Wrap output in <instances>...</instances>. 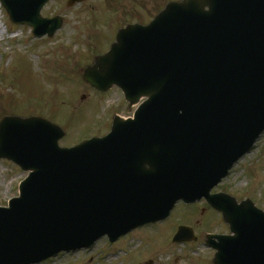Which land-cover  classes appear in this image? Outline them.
<instances>
[{"label":"water","instance_id":"water-1","mask_svg":"<svg viewBox=\"0 0 264 264\" xmlns=\"http://www.w3.org/2000/svg\"><path fill=\"white\" fill-rule=\"evenodd\" d=\"M10 20L52 36L49 0H0ZM83 0H68L72 6ZM82 78L145 100L134 118L70 148L38 117L0 121V159L28 172L0 207V264H36L61 251L110 241L202 197L233 233L217 236L214 264H264V211L210 190L264 131V0L171 2L147 25L118 31ZM180 227L174 241L183 240Z\"/></svg>","mask_w":264,"mask_h":264},{"label":"rangeland","instance_id":"rangeland-1","mask_svg":"<svg viewBox=\"0 0 264 264\" xmlns=\"http://www.w3.org/2000/svg\"><path fill=\"white\" fill-rule=\"evenodd\" d=\"M118 1L117 5L125 9L137 10L151 6L160 9L169 0H154L152 4L136 0V5L125 3L132 0ZM66 2L51 0L42 8L43 16H61L63 24L51 38L41 39L34 38L29 27L12 24L0 5V119L4 115L50 119L66 131L60 145L71 146L106 134L115 114L131 116L135 107L125 103L119 90L96 93L81 80L80 69L105 50L115 35L116 28H111L114 22L109 25L104 19L105 0H85L73 7H67ZM107 31L111 37L106 43L103 35ZM25 176L13 163L0 160V206L17 196L18 184ZM220 187L264 209V132ZM199 218V208L179 205L170 221L158 229H142L134 238L129 234L114 245L101 240L90 249L62 253L39 264H143L148 259L153 264H210L211 254L200 243L190 245L195 254L189 252L190 247L170 245L179 219L194 223ZM225 229L217 223L211 231ZM202 231L207 230L200 229L199 233Z\"/></svg>","mask_w":264,"mask_h":264},{"label":"flooded vegetation","instance_id":"flooded-vegetation-1","mask_svg":"<svg viewBox=\"0 0 264 264\" xmlns=\"http://www.w3.org/2000/svg\"><path fill=\"white\" fill-rule=\"evenodd\" d=\"M145 1L152 4V2L154 0H145ZM117 2H120V1H118V0H105L104 3H106V5H105V9L103 10V15L105 17L104 18L105 21L106 20L109 21V25H110V22H114V26L113 27L110 26V27L113 29L116 28V31L122 27L127 26L128 24H131V23L146 24L158 12V10L156 8H154L153 6L148 7V8L146 7L145 9H137V10L133 9V8L125 9L124 5H117ZM125 3H130V4L136 5V0H132V2L127 1ZM148 15H149V17H148ZM110 27H108V28H110ZM116 31H115V34H116ZM111 33L113 34V31H111ZM109 35H110V32H108V31L103 35V37L105 36V38H107V39H105V42L107 40H109V38L111 37ZM114 37H115V35H114ZM216 192L228 193V191L224 190L223 188H217L215 191H213V193H216ZM194 207L199 208V214H201V218L195 220V226L193 227L196 231L195 232L196 234L199 233L200 229H206V230L211 229L215 224L219 223L221 215L219 213H217L216 211H214L213 209H211L206 204V202L204 200L199 202L198 205H194L193 208ZM205 215H210V216H208L206 219H204ZM144 228H147V230L149 231V230H152L154 228V225H148ZM208 232L218 233L216 231H202L203 239L198 237L197 242L198 241L204 242V235Z\"/></svg>","mask_w":264,"mask_h":264},{"label":"bare ground","instance_id":"bare-ground-1","mask_svg":"<svg viewBox=\"0 0 264 264\" xmlns=\"http://www.w3.org/2000/svg\"><path fill=\"white\" fill-rule=\"evenodd\" d=\"M0 36H2V32H0Z\"/></svg>","mask_w":264,"mask_h":264}]
</instances>
